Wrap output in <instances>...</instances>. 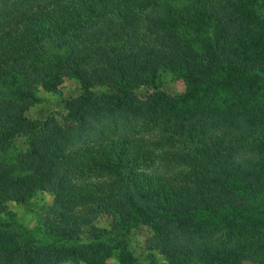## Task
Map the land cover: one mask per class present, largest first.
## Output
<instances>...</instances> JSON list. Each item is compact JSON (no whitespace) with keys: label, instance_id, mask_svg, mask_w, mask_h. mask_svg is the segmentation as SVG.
<instances>
[{"label":"trees","instance_id":"1","mask_svg":"<svg viewBox=\"0 0 264 264\" xmlns=\"http://www.w3.org/2000/svg\"><path fill=\"white\" fill-rule=\"evenodd\" d=\"M178 1L0 0V264H135L137 226L192 264L264 247L247 223L264 210V0H182L207 39L172 30ZM164 74L186 93L141 100ZM67 78L81 95L62 121L27 117ZM40 192L53 201L37 237L9 205Z\"/></svg>","mask_w":264,"mask_h":264},{"label":"rangeland","instance_id":"2","mask_svg":"<svg viewBox=\"0 0 264 264\" xmlns=\"http://www.w3.org/2000/svg\"><path fill=\"white\" fill-rule=\"evenodd\" d=\"M187 2H183L182 0L174 3V7L169 12L172 13V16L175 18L174 29H172L176 34H180L184 36L186 39L190 37L191 34H195V32H199V38L207 39L208 36L202 34L199 29V23L195 22L189 29L183 26V18L182 13L184 11H188ZM169 10V9H168ZM194 54H198V45H193ZM60 92L57 94L54 93H46L41 92L39 94V101L28 109L26 112L27 117L31 119H43L48 116L56 117L58 120L62 121L63 116L66 114V104L68 101H71L74 98H77L81 95V86L80 84L72 79L67 78L64 80L63 85L60 87ZM99 91H107L106 88H98ZM186 93V85L183 80L175 79L169 74H164L162 80L159 83V86L155 89L152 86H143L136 89V94L143 101H149L155 95L160 94L166 98H177ZM139 130V129H137ZM18 150H24L27 141L26 139H21L18 141ZM159 168V166H157ZM53 199L52 197L44 192H40L35 194L26 205L11 203L9 205L10 211L15 217L14 225L19 226L20 228L31 229L32 232H36L37 237L39 236V224L41 223V218L43 216V211L50 206ZM261 206V204H260ZM253 210H258V208H253ZM260 216L258 219L254 216L247 223L256 227V230H252V233H264V210L260 209ZM256 219V220H255ZM262 219V220H260ZM218 221H222L221 218L215 217L214 215H206L202 213L201 218L199 220V224L201 226L207 227L210 224H217ZM262 221V227L260 228L259 223ZM243 224H247L244 220ZM156 224V223H155ZM107 222L101 221L99 223V227L106 226ZM156 224V226H158ZM2 233H0V239H5L4 237H8V233L10 228L3 227ZM248 231V229H247ZM155 231L151 227H135L127 231V238L129 240V246L133 250V259L135 264H149L150 258L149 256L153 255L157 260V264H192L190 262L191 255H181L170 253L171 255L165 252H159L157 250L150 251V247L148 242H151ZM248 234V233H247ZM14 245H10V248L14 249ZM110 248L112 245L109 246ZM174 247V246H173ZM8 248V247H7ZM235 254H233L234 256ZM236 257V256H235ZM190 258V259H189ZM61 264H85L83 262L74 263L70 261H65ZM106 264H120L118 257L112 255L107 258ZM201 264H264V247H260L251 252H239L238 256L233 261H221V260H213L212 262H207L205 260Z\"/></svg>","mask_w":264,"mask_h":264}]
</instances>
